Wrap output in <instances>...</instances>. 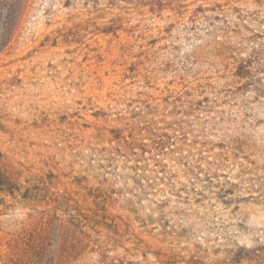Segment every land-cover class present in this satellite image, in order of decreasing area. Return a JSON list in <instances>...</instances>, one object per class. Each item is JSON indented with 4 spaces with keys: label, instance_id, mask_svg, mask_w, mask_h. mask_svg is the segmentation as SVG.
<instances>
[{
    "label": "rangeland",
    "instance_id": "1",
    "mask_svg": "<svg viewBox=\"0 0 264 264\" xmlns=\"http://www.w3.org/2000/svg\"><path fill=\"white\" fill-rule=\"evenodd\" d=\"M0 264H264V0H27Z\"/></svg>",
    "mask_w": 264,
    "mask_h": 264
},
{
    "label": "trees",
    "instance_id": "2",
    "mask_svg": "<svg viewBox=\"0 0 264 264\" xmlns=\"http://www.w3.org/2000/svg\"><path fill=\"white\" fill-rule=\"evenodd\" d=\"M26 3L27 0H0V51L11 40ZM239 70L243 72L246 67L241 64Z\"/></svg>",
    "mask_w": 264,
    "mask_h": 264
}]
</instances>
